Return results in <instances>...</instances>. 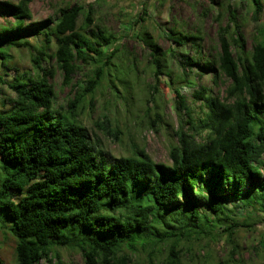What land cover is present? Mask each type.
<instances>
[{"label":"trees","instance_id":"obj_1","mask_svg":"<svg viewBox=\"0 0 264 264\" xmlns=\"http://www.w3.org/2000/svg\"><path fill=\"white\" fill-rule=\"evenodd\" d=\"M30 1L0 0L1 64L7 67L11 48L36 50L30 57L33 73L14 67L10 81L0 75V83L13 94L8 108L0 101L5 107L0 108L5 171L0 210L11 222L14 264H41L59 257L58 248L76 249L82 264H127L124 248L165 244V264H184L182 248L190 251L202 239L220 236L230 246L226 256L216 262L212 257L199 261L195 255L189 264H248L235 238L241 223L228 202L251 207L264 219V20L246 48L236 9L228 5V21L223 26L219 22L217 31L219 50L205 55L199 28L190 32L171 27L174 47L168 53L147 30L135 34L149 48L151 74H168L165 83L174 85L173 110L185 114L189 123L184 129L180 122L175 130L169 161L155 162L139 148L109 158L77 116L84 97L91 102L104 72L117 70L121 77L114 76L127 82L133 59L117 54V45L109 47L114 35L104 26L95 23V30L84 32L93 23L91 9L65 5L54 18L30 22ZM245 1L255 21L264 19V0ZM141 14L143 20L144 9ZM30 33L41 38L39 46L27 39ZM45 56L54 58L64 83L76 72V59L96 62L82 93L62 113L53 109L55 92L48 80L54 70L42 64ZM207 74L211 85L202 82ZM221 78L228 80L222 93L218 87L213 91L212 84ZM182 86L189 89V101L180 93ZM153 115L162 122L156 100ZM259 242L264 247V239Z\"/></svg>","mask_w":264,"mask_h":264},{"label":"rangeland","instance_id":"obj_2","mask_svg":"<svg viewBox=\"0 0 264 264\" xmlns=\"http://www.w3.org/2000/svg\"><path fill=\"white\" fill-rule=\"evenodd\" d=\"M73 4H81L84 9L89 8L93 12V23L85 28L84 32L95 30V23L104 26L114 35V44L109 47L117 45V54L123 52V57L126 56L135 62L134 68L125 77L127 80L125 83L114 76L117 70L111 69V75L104 72L100 84L91 94V102H88L87 95L84 97L83 107L77 109L78 119L88 128L96 148L106 152L109 158L128 155L135 148H139L155 162L169 161L167 151L169 142L175 140V130L180 122L184 129L189 123L185 114L178 116L173 110L171 100L174 96V85L168 86L165 83L169 78L168 74L164 73L158 78L151 74L148 66L149 48L143 45L135 34L139 30H147L157 37L160 50L168 53V48L174 47L170 34L171 27L190 32L199 28L203 34L201 51L205 55L219 50L217 31L219 22L223 26L228 21V5L236 9L246 48L251 44L255 27L264 20L261 16L256 21L251 17V10L245 0H31L29 7L32 16L29 21L54 18L60 8ZM143 9L146 15L141 20L138 17L144 15L141 14ZM3 21L4 18L0 17V23ZM82 21L83 15L79 17L78 25L82 24ZM27 39L37 46L41 43V38L38 39L34 33L27 35ZM35 52V49L29 47L11 48V58L7 61V67L0 62V75L10 81L15 73L14 67L18 71L33 73L35 69L30 57ZM50 52L51 50H48L49 54ZM189 53H193L192 49ZM114 62L119 66L125 65L119 59H114ZM75 63L76 72L72 74L69 83H64L63 72L56 67L53 57L45 56V61L42 62L54 70L48 81L55 92L53 109L61 113L69 110L67 103L75 95L82 93L84 82L92 74V68L96 64L94 60L84 61L79 58ZM172 66L175 71L174 64ZM117 74L121 77L119 73ZM202 82L211 85L210 74H207ZM227 82L225 78L219 79L216 85L212 84L213 91L218 87L222 93ZM180 93L188 96V101L190 100L189 89L186 86L180 88ZM12 97L10 89L0 83V101H3L7 108L11 105L9 99ZM155 100L162 106V122L153 115ZM197 114L196 107L194 115ZM165 122L168 123L167 126ZM203 135L204 131L197 139H201ZM2 165L0 161V179L5 175ZM10 166L13 164L7 163V167ZM235 203L229 201L228 206L235 212L233 216L238 223H241L236 227L235 238L242 248L244 260L248 259V264H264V247L263 243L259 242L264 239V219L251 207H234ZM10 226L9 218L1 209L0 264H14L15 238ZM165 245L161 248L137 246L135 250L124 248L123 252L129 257L127 264H165L167 253ZM229 248L224 236L215 240L204 238L200 244H194L190 251L182 248L180 258L184 264H189L195 255H198L199 261L212 257L217 262L227 255ZM57 253L59 257L55 255L43 259L41 264L83 263L82 255L76 249L58 248Z\"/></svg>","mask_w":264,"mask_h":264}]
</instances>
